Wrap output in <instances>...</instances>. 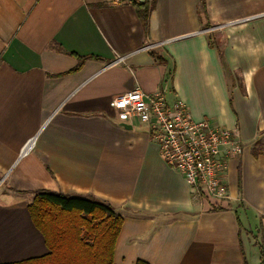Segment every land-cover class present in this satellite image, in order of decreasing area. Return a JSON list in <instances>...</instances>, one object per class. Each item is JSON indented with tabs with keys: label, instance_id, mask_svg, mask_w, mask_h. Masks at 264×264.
<instances>
[{
	"label": "crops",
	"instance_id": "1",
	"mask_svg": "<svg viewBox=\"0 0 264 264\" xmlns=\"http://www.w3.org/2000/svg\"><path fill=\"white\" fill-rule=\"evenodd\" d=\"M149 3L146 28L129 0H0V264L50 252L28 210L41 191L113 207L114 264H264V0ZM136 88L236 133L228 200L113 107Z\"/></svg>",
	"mask_w": 264,
	"mask_h": 264
},
{
	"label": "built area",
	"instance_id": "2",
	"mask_svg": "<svg viewBox=\"0 0 264 264\" xmlns=\"http://www.w3.org/2000/svg\"><path fill=\"white\" fill-rule=\"evenodd\" d=\"M112 105L128 121L137 120L148 128L162 159L195 193L204 192L219 201L229 199L224 183L228 159L243 151L234 131L195 120L185 102L169 103L163 92L149 94L136 88L115 96ZM31 146L32 141L21 156Z\"/></svg>",
	"mask_w": 264,
	"mask_h": 264
},
{
	"label": "trees",
	"instance_id": "3",
	"mask_svg": "<svg viewBox=\"0 0 264 264\" xmlns=\"http://www.w3.org/2000/svg\"><path fill=\"white\" fill-rule=\"evenodd\" d=\"M129 1L147 28L151 12L149 0ZM83 59L73 71L82 67ZM28 210L50 252L4 264H114V249L123 218L110 205L93 197L41 191ZM137 264L148 263L138 261Z\"/></svg>",
	"mask_w": 264,
	"mask_h": 264
}]
</instances>
